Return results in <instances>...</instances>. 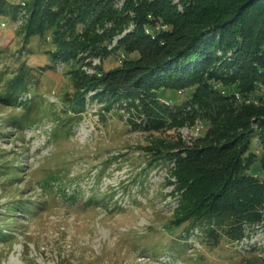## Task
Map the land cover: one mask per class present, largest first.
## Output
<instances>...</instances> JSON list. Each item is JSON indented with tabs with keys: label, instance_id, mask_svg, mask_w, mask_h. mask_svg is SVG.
Returning a JSON list of instances; mask_svg holds the SVG:
<instances>
[{
	"label": "rangeland",
	"instance_id": "374dc122",
	"mask_svg": "<svg viewBox=\"0 0 264 264\" xmlns=\"http://www.w3.org/2000/svg\"><path fill=\"white\" fill-rule=\"evenodd\" d=\"M184 1L174 0L180 10ZM21 14L8 18L12 22L0 15V264H264V219L249 237L216 245L198 227L187 235L188 222H171L178 206L173 162L153 159L148 146L157 137L187 142L203 135L208 125L201 113L183 125L151 130L131 123L125 100L116 109H106L94 92L77 106L64 101V93L74 91L71 70L108 69L135 52L56 61L48 36L22 44ZM168 26L163 17L155 28L146 24L147 32ZM20 69L27 70L28 83H10ZM210 82L222 92L234 86ZM24 86L32 100L24 90L15 100L14 91ZM191 90L165 88L160 96L173 105ZM235 94L261 103V88ZM255 164L251 172L263 178ZM17 201L21 207H12Z\"/></svg>",
	"mask_w": 264,
	"mask_h": 264
},
{
	"label": "trees",
	"instance_id": "16d2710c",
	"mask_svg": "<svg viewBox=\"0 0 264 264\" xmlns=\"http://www.w3.org/2000/svg\"><path fill=\"white\" fill-rule=\"evenodd\" d=\"M184 3L180 10L174 0H124L121 8L116 0H24L22 5L0 0V15L12 22L22 12V44L48 36L56 61L62 57L76 64L119 50L135 52L108 69L71 70L74 91L63 98L72 105L83 104L91 92L106 109L125 100L131 123L151 130L183 125L201 113L208 125L203 135L187 142L157 137L148 148L153 159L173 162L169 172L176 180L170 182L178 206L171 222H188L187 235L198 227L214 245L222 238L237 242L264 219V177L251 172L256 162L264 172V0ZM160 17L169 26L147 32L146 24L155 28ZM131 22L136 26L124 33ZM26 71L20 69L9 82L27 84ZM213 79L234 86L222 92ZM165 88L192 90L184 102L169 105L160 96ZM260 88L259 104L235 94ZM21 90L26 95L29 88L16 89L15 100Z\"/></svg>",
	"mask_w": 264,
	"mask_h": 264
}]
</instances>
